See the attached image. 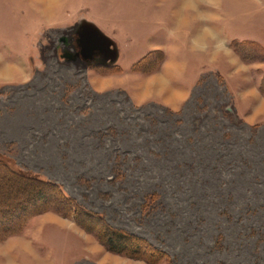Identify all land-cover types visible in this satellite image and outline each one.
I'll return each mask as SVG.
<instances>
[{
    "label": "rangeland",
    "instance_id": "1",
    "mask_svg": "<svg viewBox=\"0 0 264 264\" xmlns=\"http://www.w3.org/2000/svg\"><path fill=\"white\" fill-rule=\"evenodd\" d=\"M178 3L0 0V153L166 250L158 264H264V0L213 4L226 42L184 35L173 65ZM84 20L115 40L117 61L84 57ZM175 68L179 95L159 78ZM20 187L0 182V201ZM18 235L56 264H151L52 209L0 240V264Z\"/></svg>",
    "mask_w": 264,
    "mask_h": 264
},
{
    "label": "trees",
    "instance_id": "2",
    "mask_svg": "<svg viewBox=\"0 0 264 264\" xmlns=\"http://www.w3.org/2000/svg\"><path fill=\"white\" fill-rule=\"evenodd\" d=\"M0 182H18L21 185V193L14 195L12 201H0V240L18 233L32 214L52 209L74 217L79 224L102 238L107 248L113 252L145 259L151 264L170 259L166 250L146 237L112 226L102 214L79 205L58 182L38 172L23 169L4 153H0ZM39 202L42 204L39 205ZM83 216L102 220L103 223L100 228L91 227L84 223ZM11 220L15 221V226H8L7 223Z\"/></svg>",
    "mask_w": 264,
    "mask_h": 264
},
{
    "label": "crops",
    "instance_id": "3",
    "mask_svg": "<svg viewBox=\"0 0 264 264\" xmlns=\"http://www.w3.org/2000/svg\"><path fill=\"white\" fill-rule=\"evenodd\" d=\"M178 2L179 3L177 4L176 9L172 10L173 12L171 13L172 18L169 21L170 23L168 25L171 34L173 32L175 33V37L173 41L175 42V44H173L172 51L171 50L169 51V55L167 57V59L170 60V63L178 64V62L175 60V54H176L175 48H180L179 40L184 35H186L187 38L190 39L194 47H199L200 49L206 48L212 40L221 43L223 39L224 43L226 42L225 36L222 37L223 34L222 31L224 26L221 23V19L220 20L218 19L220 17V14L213 5L219 2V0H198V1L192 0L193 6L183 5L181 0H178ZM164 45L166 44L164 43ZM164 45L159 43L152 46V48L155 47L163 48ZM178 69L180 68L177 69L175 68V75L173 77L168 78L165 73L160 74L159 76L161 81L166 85L167 82L169 81L174 82V83L171 82V86L169 87V90L172 92V95H179V91H180V84L177 81L178 73H179ZM92 80L96 81L97 83H101V80L98 78L93 77ZM169 84L170 83H168V86ZM182 87L190 88V86H184V85H182ZM28 243L30 244L32 243V241L27 240L25 236L23 238L22 235L9 237L4 242H2V246L4 247V248L2 247L3 249L2 251H5L6 253L1 251V254L3 253V255L4 254L7 255L3 263L28 264L29 258L30 259L35 258L37 264H56L54 260L48 258L47 260L46 257H43L42 255H40L41 258H38L36 256V254L38 253V252L36 253L37 250L33 247V244H31L32 245L31 246ZM23 245L25 246L26 251L23 250Z\"/></svg>",
    "mask_w": 264,
    "mask_h": 264
},
{
    "label": "water",
    "instance_id": "4",
    "mask_svg": "<svg viewBox=\"0 0 264 264\" xmlns=\"http://www.w3.org/2000/svg\"><path fill=\"white\" fill-rule=\"evenodd\" d=\"M80 26L79 41L84 57H93L96 51H101L105 55V61H117L119 50L112 37L93 21L84 20L80 23Z\"/></svg>",
    "mask_w": 264,
    "mask_h": 264
},
{
    "label": "bare ground",
    "instance_id": "5",
    "mask_svg": "<svg viewBox=\"0 0 264 264\" xmlns=\"http://www.w3.org/2000/svg\"><path fill=\"white\" fill-rule=\"evenodd\" d=\"M49 1V0H48ZM185 3H186V5H192L193 6V4H192V0H183ZM198 1V0H197ZM9 71V69H6V72L5 73H7Z\"/></svg>",
    "mask_w": 264,
    "mask_h": 264
}]
</instances>
